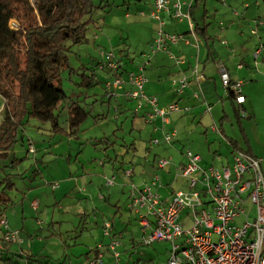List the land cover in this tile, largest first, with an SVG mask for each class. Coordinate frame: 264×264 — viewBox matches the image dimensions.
<instances>
[{"label": "crops", "instance_id": "1", "mask_svg": "<svg viewBox=\"0 0 264 264\" xmlns=\"http://www.w3.org/2000/svg\"><path fill=\"white\" fill-rule=\"evenodd\" d=\"M150 1L146 9L149 16L154 0ZM175 1L172 0L171 4L173 5ZM181 1L191 3V6H185L183 9L191 13L195 23L194 32L189 27L188 18L177 19L171 14L172 12H164L163 30L182 34L184 37L177 43L171 42L166 50L152 55L145 64L131 71L143 70L145 96L157 98L159 108H168L169 105L178 103L182 110L170 112L165 116L153 115L150 122L148 119L150 114H153V108L146 101L138 108V102L131 99L130 92L133 86L128 80L130 70L123 69L119 57L117 58L122 68L120 67L115 73L105 67L103 59L99 61L101 62L99 68L112 73L110 81L117 75L123 79L122 84L111 89L106 86L109 82L107 81L103 87L94 89L91 94L88 90L85 95H76L70 93L72 89L74 90L73 87L68 90L63 87L64 79L59 77L58 82L55 83L56 88H59L57 87L59 83V89H64L68 98L71 97L72 100L82 102L91 95L98 94L103 100L108 98L110 104L111 100L115 99L116 107L121 109L120 117L116 118L120 119L123 116L125 122L131 119V129H135L138 134L133 135L131 132L130 136L132 138L133 135V139L128 143L124 141L122 149L113 156L110 153L111 149L107 148L108 143L104 139L106 135L92 137L87 143H81L78 147L80 152L74 161V165L78 163L74 178H65L62 184L55 188L53 194L48 192L44 184L38 183L28 187L26 191L19 189L18 199H14V204L9 207L13 210V219L11 218L13 223L10 222L9 225L11 229L19 230L20 237H30L31 243H27L23 237L21 243H6L3 240L4 230L0 226L2 230H0V239L4 241L1 242L3 245L0 244V264H116V258L110 248L113 240L120 242L119 264H124L125 261L128 264H155L152 259L133 260L135 258L133 250H137V241H144V235L151 232L155 220L151 213L148 214L151 224L144 232L141 216L146 208L129 207L132 202V185L135 186L133 196L141 195L145 184L158 175L160 185L154 188V191H157L162 199H170L176 191L188 189V179L177 175L178 167L187 163L185 155L187 149L199 154L202 157L201 165L205 167L229 166L233 163V156L237 151H246L257 156L241 119L239 124L246 145L226 133L224 120L229 119L228 101L232 102L240 118H250L253 112L255 113V86L258 84L256 81H264V59L256 60L253 51L259 43H264V0H222L225 5L222 16L217 12L215 2L212 6L209 0ZM200 2H204L203 8L200 7ZM140 14L144 16L147 13L141 11ZM153 20L157 23V29L151 39L150 48L160 29L159 21ZM254 27L258 28L255 35L252 32ZM103 50L105 49H100L101 57ZM154 59L156 62L152 63L151 74L148 77L146 66ZM222 69H226L232 79L243 82V94L246 99L242 107L236 103L233 96L225 94L221 79ZM165 74L168 75L170 84L168 81L166 84L163 83ZM198 75L203 77L200 79ZM180 78H187L189 82L182 92L179 91V84L175 83V80ZM220 103H222L223 115L219 118V126L216 123L219 115L215 117L212 111L214 104ZM208 106L210 110H206ZM65 110L62 115H66L65 120L68 122V114ZM66 122L64 121L63 128L68 131L69 123L65 124ZM200 125L205 129L202 130ZM174 131L176 135L173 142H164L165 134ZM79 137V133L68 136L72 141ZM155 139L160 142L153 143ZM86 147L90 149L86 150ZM162 157L171 159V163L165 168H159L156 164V160ZM207 163L210 164L206 165ZM65 165H67L66 172H69L71 164H63L64 167ZM128 169L133 170L131 177L126 176ZM180 177L186 179L183 183L186 188L176 189L174 183ZM109 178L113 179L112 184H107ZM58 190L62 191L56 193ZM209 206L211 205L206 207L209 209ZM246 206L251 213L250 219L253 212L256 213V209L249 200L246 201ZM209 210L212 211V208ZM28 212L32 214L34 221L29 220ZM181 219L184 227L191 225L189 210L182 212ZM245 219V216H240L235 220L240 225ZM108 221L113 225L110 234H106L104 230ZM33 224L42 228L40 233L35 227L30 228ZM183 239L184 237L180 241L183 242ZM34 240L41 242V245L38 246L37 242H33ZM124 240V245L130 252L129 259L125 261L122 258ZM101 242L103 248L99 251L96 247ZM16 244L18 248H15ZM168 247L170 250L171 243ZM99 252L102 254V262H95L94 258Z\"/></svg>", "mask_w": 264, "mask_h": 264}, {"label": "rangeland", "instance_id": "2", "mask_svg": "<svg viewBox=\"0 0 264 264\" xmlns=\"http://www.w3.org/2000/svg\"><path fill=\"white\" fill-rule=\"evenodd\" d=\"M29 1L34 10L22 6L21 4L14 5L13 8L16 17L11 21L14 28L17 26L18 28L27 30L33 27L44 26L46 22H55L56 19L63 16L66 0L60 1L59 4H50L45 9L44 15L38 10L35 0ZM97 1L99 2V0H96V2ZM221 1L222 0H209L212 6V3L215 2V6L218 8L217 12H220L222 16L225 5ZM150 3V0H104L101 3L103 7L99 9L98 13L99 16H102V19L98 27H93L89 30L88 40L79 45L72 46L69 42L65 44L67 47H72L67 53L69 66H64L60 70L62 74L60 77L64 79L63 87L67 90L73 87L74 90L72 89L70 93L85 95L88 90H90L89 94H91L94 89L103 87L104 84H106L105 82L112 79L113 72L111 73L97 66V62L103 59L100 49L113 50L117 57L120 58L123 65L122 67L125 70H136L140 65L143 63L145 64L146 60L152 56L149 45L157 29L156 21L151 19L152 17L146 12V9H148L147 5H150ZM200 7H204V2H200ZM141 11H145L147 14L143 16L140 14ZM12 49L20 69L24 70L27 61V51L24 45L14 44ZM9 60H11V58L0 62L1 75H4L6 70L9 69ZM155 62L156 60L154 59L153 62L146 66V74L148 77H150L151 74L150 69L152 68V63L155 64ZM168 66L170 68V64ZM92 68H94L93 71ZM85 72L87 74H93L95 83L91 87L82 85L81 75ZM73 76H75V78L72 79ZM162 81L164 84H166V81L170 84V80H168V75L166 74L163 76ZM8 82L11 85L10 90L13 95L16 96L10 105L11 108L16 105L17 96L19 94V82L14 78H9ZM57 82L56 80L55 83ZM256 82L258 84L255 86V113L253 112L250 118H240L237 116L232 102L228 101L227 113L229 119L224 120V128L229 136L236 138L243 145H246L239 124V120L241 119L242 125L248 134L247 136L254 147V152L259 159H262L261 163H263L264 167V81L259 80ZM57 87L60 88L59 83ZM221 89L222 88H220V91H222ZM95 99L98 100L96 101ZM71 101V97L62 98L58 103L56 113L62 114L63 110L66 109L65 113L68 114L66 106L68 107ZM80 103L90 111V115L81 124L80 130L78 131L80 136L78 139L72 141L67 135L60 136L53 133L50 130L51 127L49 123L42 122L36 118H31L29 122L19 130V141L16 142L8 157L3 159V163L6 165L3 173H12V179L16 184V188L11 192L15 200L18 199L17 195H19V193L17 194V191H19V189L20 191H26L28 187L38 183L39 185L44 184L43 186L48 188V192L53 194L55 188L61 185L65 178H74L75 170L78 168V163L74 165L75 157L80 152L78 147L81 143L90 141L92 137H105L104 135H106L104 139L108 143L107 148L109 147L111 149L110 153L113 156L119 149H122L124 141L128 143L129 140L133 139V135L138 134L135 129H131V119L125 122L126 119L123 116L120 119L116 118L117 116L120 117L119 112H121V109L116 107L117 103L115 99L111 100L110 104L108 98L107 100H103L100 94H98L95 96L91 95ZM130 104H132V102H130ZM3 105L4 100L0 95V106L3 107ZM132 105L135 106V104ZM133 109L134 108H132V110ZM212 113L215 117L219 115V117L216 118V123L220 126L219 118L223 115L222 103L219 105L214 104ZM211 114H209V116ZM3 117L4 113L2 112L0 115V123L3 121ZM65 117L66 115L61 116L60 122L62 126L64 125V121L66 122ZM68 123L69 122H66L65 124ZM212 123L214 122L212 121ZM200 128H202V130L205 129L202 125H200ZM131 132L133 133L132 138L130 136ZM30 143L34 145V153L29 152ZM86 148V150L90 149V147ZM63 164H71V169L68 170L69 172H66L67 165L64 167ZM174 173L175 171L173 174ZM185 180L186 179L181 177L178 178L174 183V187L176 189L186 188L183 184ZM61 191L62 190H58L56 193H60ZM49 203L50 202H47V204ZM212 206L213 205L209 206V209H211ZM9 209L10 208L6 209V214H1L0 218L5 214L8 222L12 224L11 218L13 219V210ZM29 213L30 212L27 214ZM29 215V220L34 221L32 219V214ZM254 217L255 211L250 219L253 220ZM237 222L240 221L237 220ZM33 227H35L34 224L30 228L34 229ZM43 227L46 228L47 226ZM2 228L3 226H1V229ZM35 228L38 230V233H40L42 228ZM32 232H34V230H32ZM23 238L27 243H31L30 237L24 236ZM1 242H4L2 239H0V244L3 245ZM33 242L37 241L34 240ZM137 242V250H133L135 256L133 259L134 261L143 258L145 260L152 259L155 264L167 263L170 254L168 247L170 246L169 242L166 240L158 241L153 244H146L142 240ZM122 243V258H124L125 261L129 259L128 256L130 252H128L129 248L126 249L124 245L125 240L122 241ZM40 245L41 242L38 243V246ZM15 248H18V244L15 245ZM124 264L128 263L125 261Z\"/></svg>", "mask_w": 264, "mask_h": 264}, {"label": "built area", "instance_id": "3", "mask_svg": "<svg viewBox=\"0 0 264 264\" xmlns=\"http://www.w3.org/2000/svg\"><path fill=\"white\" fill-rule=\"evenodd\" d=\"M154 0L150 16L160 23V29L153 40L152 55L166 50L168 45L177 43L184 37L182 34L169 33L163 30L165 20L164 12H172L177 19L188 18L190 29L194 32L195 23L192 20L190 11H184V7L191 6L189 2L176 0ZM13 27V24H12ZM14 28V27H13ZM15 28H18L17 26ZM252 32L257 34L258 28L254 27ZM253 57L258 60L264 59V43L261 42L253 51ZM102 58L105 67L112 72L120 70V62L113 50H103ZM180 62V61H179ZM201 79L203 76L198 75ZM221 79L225 87V94L233 96L240 107L245 102L243 94V82L232 79L226 69L221 70ZM129 83L133 86L130 92L131 99L138 102V108L146 101L153 108L149 121L153 115H162L182 110L178 103L159 108L157 98L145 96V76L143 70L128 72ZM123 79L117 75L112 81L107 82L108 89L122 84ZM179 84V91L182 92L189 84L187 78L175 80ZM112 93V92H110ZM198 97V94H196ZM3 107L0 106V115L4 111L7 99ZM137 108V109H138ZM136 109V110H137ZM242 109V108H241ZM206 110H210V106ZM244 113V110L242 109ZM175 131L166 133L163 140L171 143L175 139ZM158 139L153 143H159ZM29 152L34 153L32 143ZM187 163L178 167L177 175L188 179V189L176 191L170 199H162L154 188L160 185L158 175H155L151 182H147L143 193L133 196L135 186L132 185V202L130 208L142 209L141 224L144 232L150 227L148 214L151 213L155 220V226L151 232L144 235L146 244H153L158 241L171 243L170 254L167 264H264V167L262 159L246 151H237L233 156V163L229 166L217 167L201 165L202 157L187 149L185 152ZM220 158V156H217ZM171 163L170 158H158L156 164L159 168H165ZM132 169L126 171V176L131 177ZM113 179L109 178L107 184H112ZM249 200L256 209L253 220L249 219L251 213L246 206ZM213 205L212 211L206 206ZM189 210L191 225L184 227L181 222L182 212ZM245 216V222L238 225L236 220ZM112 222L105 223L104 230L110 234ZM0 225L3 226V240L6 243L22 242L19 230L11 229L7 217L2 215ZM184 237L183 242L181 238ZM120 242L113 240L110 248L119 264ZM103 244L98 243L96 249L101 250ZM95 262H102V254L99 252L94 258Z\"/></svg>", "mask_w": 264, "mask_h": 264}, {"label": "trees", "instance_id": "4", "mask_svg": "<svg viewBox=\"0 0 264 264\" xmlns=\"http://www.w3.org/2000/svg\"><path fill=\"white\" fill-rule=\"evenodd\" d=\"M62 0H35L42 15L50 4H59ZM65 1V0H64ZM104 0H66L63 16L44 26L23 30L12 27V19L16 17L14 5L21 4L31 10L29 0H0V62L9 60V69L0 74V95L7 99L4 107V119L0 123V216L14 204L11 192L16 188L12 173H3L6 165L3 159L20 139V129L36 118L50 124V130L55 134H78L81 124L88 118L90 111L79 101L72 100L67 107L68 131L60 122L61 113H56L58 103L62 98H68L64 89L56 88L55 82L61 75V68L69 66L68 55L73 45L87 41L89 30L98 27L102 16L99 9ZM69 42L72 46H65ZM14 44L24 45L27 51L25 69L20 66L14 56ZM101 62L97 63V66ZM94 68H92V71ZM9 78L19 82V94L15 107H11L16 96L13 95ZM82 85H94L93 74L86 72L81 75ZM232 97V96H230ZM17 161V159H16ZM264 251V250H263Z\"/></svg>", "mask_w": 264, "mask_h": 264}]
</instances>
